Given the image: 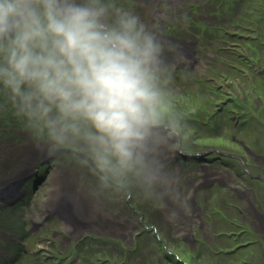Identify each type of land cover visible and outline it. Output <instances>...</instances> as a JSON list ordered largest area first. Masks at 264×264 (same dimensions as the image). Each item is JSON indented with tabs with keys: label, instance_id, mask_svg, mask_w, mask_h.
<instances>
[{
	"label": "rangeland",
	"instance_id": "374dc122",
	"mask_svg": "<svg viewBox=\"0 0 264 264\" xmlns=\"http://www.w3.org/2000/svg\"><path fill=\"white\" fill-rule=\"evenodd\" d=\"M119 3L155 25L175 46L174 103L181 132L175 147L161 157L166 180L150 189L105 187L70 152L49 155L0 90V183L27 177L31 167L32 173L38 170L35 182L44 177L36 192L26 196L23 211L2 201L7 209L0 211V264H244L239 258L246 251H225L226 244L236 242L233 223L241 217L233 207L239 201L230 189L212 181L237 187V174L247 177L262 198L264 212V180L251 179L246 170L256 174V155H264V0ZM219 102L241 113L238 118L244 123L235 128L232 116H220L228 112L216 114ZM249 148L255 155H244ZM178 150L200 156L184 158ZM234 155L244 156L245 163ZM44 158L43 166L37 164ZM68 197L74 199V215L65 210ZM58 207L60 213L49 225L26 239L29 251L20 256L13 236L23 241L34 221L41 222ZM73 224L79 234H72ZM252 251L256 263L262 262L260 245L250 246L248 255Z\"/></svg>",
	"mask_w": 264,
	"mask_h": 264
},
{
	"label": "clouds",
	"instance_id": "9594fccd",
	"mask_svg": "<svg viewBox=\"0 0 264 264\" xmlns=\"http://www.w3.org/2000/svg\"><path fill=\"white\" fill-rule=\"evenodd\" d=\"M175 46L119 0H0V90L49 155L153 188L175 147Z\"/></svg>",
	"mask_w": 264,
	"mask_h": 264
},
{
	"label": "flooded vegetation",
	"instance_id": "af4514ba",
	"mask_svg": "<svg viewBox=\"0 0 264 264\" xmlns=\"http://www.w3.org/2000/svg\"><path fill=\"white\" fill-rule=\"evenodd\" d=\"M193 54H195V53H193ZM214 111H216V114H219V112H220V114L222 112H228V113H226V115H220V116H222V118L225 116H227V117L232 116V120H233V124H234L235 128H237L238 125H240L241 123H244L242 121L240 122V120L238 118V116H241V113H238V111H236V109H230V111L224 109L222 102H219L216 104V109ZM212 116L213 115H211V118H212ZM233 140L235 142H238L241 147L244 146L242 141L236 139V137H235V139L233 138ZM246 150L249 153L246 154L245 152H247V151H244V155H247V156L255 155L254 152L250 148L246 149ZM212 151L214 153L217 151L218 153H220V155H224V156H231V157L233 156L231 154L226 153L225 151H219L217 149H213ZM178 152L182 156H184L180 150H178ZM234 156L238 157L237 155H234ZM190 157L199 158L196 155L195 156L192 155ZM45 160H46V158L42 159L41 163H37V164H41V166H43ZM256 163L257 164L255 166L258 168V170H257L258 172H256V174L255 173L253 174L251 171H249V172L247 171V173L249 174L250 178L253 180L254 179L264 180V179H260L258 177V175H264V155H256ZM33 169H34V167H31L27 171V173H28L27 177H25V176L21 177L20 176V178H26L27 180L21 186L19 192H17L15 195H11L9 198H7L5 200H0V211H4L5 209H7L6 208L7 206L2 204V201L5 204H8V206L11 205L15 209L20 208V211H23L24 208H22V207H23V205H25L24 201H27L29 199V198L27 199L26 196L30 195L31 191L36 192L35 189L39 188V185L42 183L41 180L44 178V177H42V178L37 177V182H35L36 179H34L33 177H34L35 173L36 174L38 173V170H36V172L32 173ZM45 173H46V170L44 169V175H45ZM237 175H238L237 179H239V183H238L237 187L236 186L231 187L230 184H228L227 182H225L223 180L221 181L219 179H213V181H212V183L214 185H215V183L218 182L217 183L218 185H221L222 187L230 189L233 193H235L234 196L239 201V203L234 204V207H233V209H236L239 212L240 217H241L240 222L233 223V225L234 224L236 225V228L238 230V231L234 232V234L236 233V235H235V241L236 242L232 243V244H226L225 245V247H226L225 251L227 254H233V255H236L239 252L243 253V251H246V252H244V256L239 258L241 260V262H243L244 264H264V257H261L262 262L256 263L257 261H256L255 255H254V252L252 251L251 255H248V253H247V250L249 249L250 246H256L257 244H259L261 249L264 250V212L259 207V205H263L262 198H261V196L258 195V192L256 191V188H254V184L252 183V181H248L247 180L248 178L245 176H242L241 174L240 175L237 174ZM20 178H17V179H20ZM31 185H32V187H31ZM12 187L16 188L17 185H14ZM5 188H6L5 184H3V182L0 183V190H3ZM28 202H29V200H28ZM73 203H74V199L68 197V199L66 201V205H64L65 210L70 215H74V213L72 212V207L75 205ZM58 213H60L59 207L56 210H52L51 215L45 216L41 222L38 223V222L34 221V225H32L33 227H31V230L28 231L27 235H25V237H24L25 239L23 238V241L19 240L17 238H14V236H13V240H15V244H17L19 247H21L19 249V251H20L19 255L20 256L23 255L24 250L26 252L29 251L28 250L29 245H28V242L26 241V239L27 238H33V236H35V233H40L42 231L43 227L46 228V225H49L48 224L49 220L51 218H53V216L55 217ZM71 223H74V222H71ZM88 225L89 224H87V226ZM94 226H96V225L94 224ZM106 226L110 230L113 229L109 225H106ZM24 227H26V225ZM27 227H28V225H27ZM73 227H75V230L72 233L73 235L79 234L81 232L79 227L77 228L74 224H73ZM203 228H204V232L206 233V238H210L209 232H208V230L205 229L204 224L202 226V230H203ZM195 241H197L196 238L194 239L193 242H195ZM193 242H192V244H194ZM241 249H243V251ZM41 250H44V249L41 248ZM16 259H17V257H16ZM39 260H40V257H37L36 261H39Z\"/></svg>",
	"mask_w": 264,
	"mask_h": 264
},
{
	"label": "water",
	"instance_id": "95a60500",
	"mask_svg": "<svg viewBox=\"0 0 264 264\" xmlns=\"http://www.w3.org/2000/svg\"><path fill=\"white\" fill-rule=\"evenodd\" d=\"M243 143V141H242ZM63 153V152H62ZM181 153L184 155L185 158H188L190 156H192L191 153H183V151H181ZM239 157V156H238ZM240 159L242 161H244V158L240 157ZM258 177L260 179H264V175H258ZM14 178H10L9 180H5L3 182V184H5V189L0 190V200H5L7 198H9L11 195H15L17 192H19L21 186L26 182V178H20V179H14ZM17 180V181H16ZM16 181V182H15ZM14 185H17V187H12ZM16 189V190H15Z\"/></svg>",
	"mask_w": 264,
	"mask_h": 264
},
{
	"label": "trees",
	"instance_id": "16d2710c",
	"mask_svg": "<svg viewBox=\"0 0 264 264\" xmlns=\"http://www.w3.org/2000/svg\"><path fill=\"white\" fill-rule=\"evenodd\" d=\"M181 258V256H179V259ZM178 263H182L180 260L178 261V259H176Z\"/></svg>",
	"mask_w": 264,
	"mask_h": 264
}]
</instances>
